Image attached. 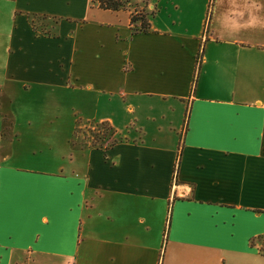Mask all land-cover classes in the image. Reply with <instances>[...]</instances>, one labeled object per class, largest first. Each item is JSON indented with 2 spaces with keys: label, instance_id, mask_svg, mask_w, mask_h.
<instances>
[{
  "label": "crops",
  "instance_id": "1",
  "mask_svg": "<svg viewBox=\"0 0 264 264\" xmlns=\"http://www.w3.org/2000/svg\"><path fill=\"white\" fill-rule=\"evenodd\" d=\"M10 83L84 122L23 161L0 111V264H264V0H0Z\"/></svg>",
  "mask_w": 264,
  "mask_h": 264
},
{
  "label": "rangeland",
  "instance_id": "2",
  "mask_svg": "<svg viewBox=\"0 0 264 264\" xmlns=\"http://www.w3.org/2000/svg\"><path fill=\"white\" fill-rule=\"evenodd\" d=\"M130 1L133 0H128L125 6ZM138 3V6L144 5L143 2ZM139 10L136 17L139 18L140 25L136 29H143L142 19L146 21L147 17L144 8ZM43 19L45 18L38 16L34 22L38 25ZM19 86L20 84L10 83L1 102L0 111L8 123V133L14 131L20 135L19 142L16 140L10 143L9 152L17 149L15 152H21L25 161L27 157L48 155L55 150H64L72 126L77 125V122L80 126L79 121L81 124L84 122L78 120L81 116L80 108L66 106L63 93H53L49 88L37 87L28 91H18ZM98 129L101 130L100 133H105L102 128ZM82 131L81 127L78 128V133ZM89 132L91 136L94 135L92 129Z\"/></svg>",
  "mask_w": 264,
  "mask_h": 264
},
{
  "label": "trees",
  "instance_id": "3",
  "mask_svg": "<svg viewBox=\"0 0 264 264\" xmlns=\"http://www.w3.org/2000/svg\"><path fill=\"white\" fill-rule=\"evenodd\" d=\"M94 3L98 4L99 7L104 8V9H110V10H120L123 7H125L126 3L128 2V0H93ZM132 21H138V17H136V14L132 15ZM142 26L143 29H147L149 27V23L147 21H145L144 19H142Z\"/></svg>",
  "mask_w": 264,
  "mask_h": 264
}]
</instances>
